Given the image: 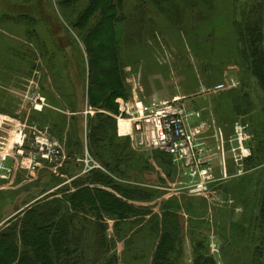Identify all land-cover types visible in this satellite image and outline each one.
Segmentation results:
<instances>
[{"label":"rangeland","instance_id":"obj_1","mask_svg":"<svg viewBox=\"0 0 264 264\" xmlns=\"http://www.w3.org/2000/svg\"><path fill=\"white\" fill-rule=\"evenodd\" d=\"M91 1L0 0V236L40 199L64 200L83 187L121 198L80 165L92 153L86 111L95 117L119 99L131 109L176 101L192 113L189 128L201 144L196 175L157 151L137 149L130 137L112 158L94 149L111 182L151 196L128 201L122 218L103 217L110 256L117 264H153L169 213L178 233L172 264H195L196 250L202 262L253 264L264 237L256 228L264 193V69L249 65L243 22L260 15L264 25V0H121L113 39L126 92L113 98L98 88L94 106L91 54L98 70L112 68L91 37L100 13L83 20ZM42 111L49 122L57 119V135L36 122ZM36 137L59 141L60 154L46 155ZM71 213L79 227L94 218Z\"/></svg>","mask_w":264,"mask_h":264},{"label":"trees","instance_id":"obj_2","mask_svg":"<svg viewBox=\"0 0 264 264\" xmlns=\"http://www.w3.org/2000/svg\"><path fill=\"white\" fill-rule=\"evenodd\" d=\"M120 3L121 0L118 2H114V0H92L83 16V20H87L94 12L100 13L99 16L94 15V17H99V23L92 31L91 37L96 42L101 43L98 47L101 50V61L109 64L112 68V70H98L94 64L96 59L91 54V79L89 83V103L91 106L95 104L96 94L94 91L98 88H102L104 92H109L113 98L126 92L123 83H121L117 38L113 39L114 21L117 20L116 5L119 6ZM258 16V20L252 16L248 21L243 22L247 40L245 50L248 53V61L250 58L252 59L249 61V65L258 64L264 69V25L260 15ZM99 76H101L100 81ZM113 105L108 109L106 108L107 112L95 117H92L90 113L85 116L87 128L91 132L90 136L88 135L90 137L88 148L92 151L90 154L99 161L103 168L106 166V162L101 160L103 157H99L94 149L100 146L108 154L106 159H109L113 155L117 156V153H114L117 143L121 144L119 142L125 140L117 134L115 115L118 113V104ZM40 116L41 118L36 122L40 125H49L52 132L57 135V119L49 122L43 111ZM72 119L76 121L75 117ZM70 137L71 135H68L66 141H70ZM78 142L81 145V142ZM157 152L168 156L167 163H170V158H172L170 155L162 151ZM88 177L95 183L110 185L121 195V198L119 199L102 190L83 187L72 196H64V200L57 197L40 199L17 216V222L9 232L1 234L0 264H117V259L110 256L111 242L107 238L103 217L114 215L117 218H122L127 210L132 208L128 201L146 200L150 199L151 196L140 189L118 186L101 173V170H92L88 173ZM260 208L259 214H256L260 226H256V228L264 230V193ZM73 209L77 215L84 211L82 213L84 217L93 214L94 218L90 220L89 225L79 227L76 225L73 213H71ZM250 215H253L254 218L255 212H251ZM83 216L81 217L84 219ZM165 216L167 217L165 221V230L167 231L158 244L153 264H172L170 254L171 251L173 252L178 238L175 220L177 217L169 213ZM252 239L256 243L255 234L252 235ZM263 240L264 237L256 251L253 252V264H264ZM196 255L195 264H213L208 259L202 262L197 250Z\"/></svg>","mask_w":264,"mask_h":264},{"label":"built area","instance_id":"obj_3","mask_svg":"<svg viewBox=\"0 0 264 264\" xmlns=\"http://www.w3.org/2000/svg\"><path fill=\"white\" fill-rule=\"evenodd\" d=\"M225 88V84H219L217 89ZM127 114V118H123ZM190 113L176 101L164 102L154 108H143L137 104L136 109H131L129 104L120 101V134L130 135L133 145L144 150H159L171 155L175 161L182 163L191 176L196 175L201 164V144L196 137V129L188 127ZM24 139V138H23ZM244 140V139H243ZM41 151L46 155L60 154L61 145L57 141L48 139H36ZM243 153V146L241 147ZM243 155H250L248 153ZM44 153V154H45ZM83 166V172H89L101 165L91 156L86 155L79 160ZM201 173L203 172L200 170Z\"/></svg>","mask_w":264,"mask_h":264},{"label":"crops","instance_id":"obj_4","mask_svg":"<svg viewBox=\"0 0 264 264\" xmlns=\"http://www.w3.org/2000/svg\"><path fill=\"white\" fill-rule=\"evenodd\" d=\"M132 91H133V92H132V97H134V96H135V97H134V99H135V100H137V99H138V97H137V94H136V92H135L133 89H132ZM143 104H144V103H143ZM144 105H145V104H144ZM145 106H146V105H145ZM116 117H117V116L115 115V118H116ZM119 137H120V136H119Z\"/></svg>","mask_w":264,"mask_h":264},{"label":"bare ground","instance_id":"obj_5","mask_svg":"<svg viewBox=\"0 0 264 264\" xmlns=\"http://www.w3.org/2000/svg\"><path fill=\"white\" fill-rule=\"evenodd\" d=\"M243 153H244V154H247V151L244 149V150H243Z\"/></svg>","mask_w":264,"mask_h":264}]
</instances>
